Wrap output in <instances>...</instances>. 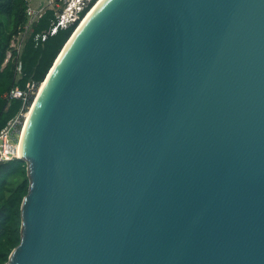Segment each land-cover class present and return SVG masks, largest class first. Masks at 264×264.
<instances>
[{"label":"water","instance_id":"95a60500","mask_svg":"<svg viewBox=\"0 0 264 264\" xmlns=\"http://www.w3.org/2000/svg\"><path fill=\"white\" fill-rule=\"evenodd\" d=\"M21 158L4 264H264V0H108Z\"/></svg>","mask_w":264,"mask_h":264},{"label":"trees","instance_id":"16d2710c","mask_svg":"<svg viewBox=\"0 0 264 264\" xmlns=\"http://www.w3.org/2000/svg\"><path fill=\"white\" fill-rule=\"evenodd\" d=\"M26 1L0 0V130L21 107L19 99L7 101L2 97V94L14 84L21 88H26L31 80L39 85L43 84L54 59H57L62 51L61 48L79 24V20H76L36 44L34 35L47 30L54 18V11L47 9L32 25L31 34L24 41L19 56L22 60V75L20 78H16L15 53L12 52V56L4 65L3 62L9 49L10 39L26 22ZM94 4L95 0H92L80 16L84 18ZM27 167V161L21 157L0 162V264H4L8 260L12 249L20 242L21 203L28 193L30 183Z\"/></svg>","mask_w":264,"mask_h":264},{"label":"built area","instance_id":"2783aa9c","mask_svg":"<svg viewBox=\"0 0 264 264\" xmlns=\"http://www.w3.org/2000/svg\"><path fill=\"white\" fill-rule=\"evenodd\" d=\"M92 0H46L41 1L35 5L26 1V22L12 36L9 42V49L6 52L3 65L9 60L14 52L15 58V77L20 78L22 75V60L20 59V53L24 46V41L31 34L32 25L38 21L42 14L47 9L54 11V18L51 21L50 27L42 32H37L34 35L35 43L46 40L49 35H53L60 28H65L79 20L81 12L89 6ZM39 84L34 80H31L26 88H21L19 85L14 84L8 90H6L2 97L7 101L12 99H19L21 101V107L19 111L10 118L5 126L0 130V162L11 160L17 155L16 145L19 143L20 134L23 129L26 115L30 109V105L33 102L36 91Z\"/></svg>","mask_w":264,"mask_h":264},{"label":"bare ground","instance_id":"6f19581e","mask_svg":"<svg viewBox=\"0 0 264 264\" xmlns=\"http://www.w3.org/2000/svg\"><path fill=\"white\" fill-rule=\"evenodd\" d=\"M108 0H95V4L92 6V8L88 11V13L83 17H80L79 24L62 51L60 52L59 56L57 57L56 61L54 62V65L52 66L50 72L48 73L45 81L43 84H40L38 87V90L35 93L34 99L32 104L30 105V109L28 110V113L25 118V122L23 125L22 132L20 134L19 143L16 145L15 148H17L18 156L21 157L25 153L26 149V143H27V136H28V130L29 126L35 116L37 107L45 95L47 89L49 88V84L51 82V79L56 71V69L59 67L61 62L63 61L64 56L68 52V50L71 48L73 42L76 40V38L83 32L84 28L90 23V21L93 19V17L99 12V10L107 3ZM83 18V19H82Z\"/></svg>","mask_w":264,"mask_h":264},{"label":"rangeland","instance_id":"374dc122","mask_svg":"<svg viewBox=\"0 0 264 264\" xmlns=\"http://www.w3.org/2000/svg\"><path fill=\"white\" fill-rule=\"evenodd\" d=\"M31 4H33V5H35V4H37V3H40L41 1H46V0H28ZM87 11V10H86ZM18 152H19V150L17 151V155H18Z\"/></svg>","mask_w":264,"mask_h":264},{"label":"clouds","instance_id":"9594fccd","mask_svg":"<svg viewBox=\"0 0 264 264\" xmlns=\"http://www.w3.org/2000/svg\"><path fill=\"white\" fill-rule=\"evenodd\" d=\"M74 23V22H73Z\"/></svg>","mask_w":264,"mask_h":264}]
</instances>
